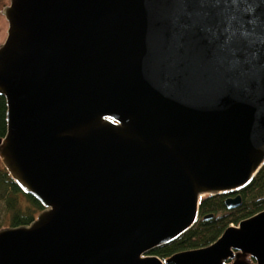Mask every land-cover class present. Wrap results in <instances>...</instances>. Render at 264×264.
<instances>
[{"label":"water","instance_id":"water-1","mask_svg":"<svg viewBox=\"0 0 264 264\" xmlns=\"http://www.w3.org/2000/svg\"><path fill=\"white\" fill-rule=\"evenodd\" d=\"M1 13L0 160L42 208L0 227V264H264V208L207 245L152 252L195 224L203 196L240 206L264 165V0Z\"/></svg>","mask_w":264,"mask_h":264},{"label":"trees","instance_id":"trees-1","mask_svg":"<svg viewBox=\"0 0 264 264\" xmlns=\"http://www.w3.org/2000/svg\"><path fill=\"white\" fill-rule=\"evenodd\" d=\"M6 132V102L0 95V136ZM243 202L234 209H227L223 195H206L200 200L199 216L195 224L173 241L156 247L152 252L165 259L173 252L207 245L213 242L230 223L264 208V165L254 178L240 190ZM0 199L8 215V225L30 222L42 208L41 203L29 193H24L0 164ZM227 211V212H224ZM212 214L204 218L205 215ZM172 264V263H168Z\"/></svg>","mask_w":264,"mask_h":264},{"label":"rangeland","instance_id":"rangeland-1","mask_svg":"<svg viewBox=\"0 0 264 264\" xmlns=\"http://www.w3.org/2000/svg\"><path fill=\"white\" fill-rule=\"evenodd\" d=\"M8 1L9 0H0V42H2L5 39L6 29H7V21L4 18L3 14L1 13V9L4 4L8 3ZM0 164H2L1 160H0ZM8 223H9L8 215L5 210L3 200L0 199V227L4 225H8Z\"/></svg>","mask_w":264,"mask_h":264},{"label":"snow or ice","instance_id":"snow-or-ice-1","mask_svg":"<svg viewBox=\"0 0 264 264\" xmlns=\"http://www.w3.org/2000/svg\"><path fill=\"white\" fill-rule=\"evenodd\" d=\"M231 2H232L233 4H235V5L237 6V8L239 7V0H231ZM225 31H226V32H227V31H230V29H225ZM247 35H248V34L245 32V33H242V34H241V37H242V38H246ZM233 38H235V33L232 34V37H229V38H228V42L231 43V40H232Z\"/></svg>","mask_w":264,"mask_h":264}]
</instances>
